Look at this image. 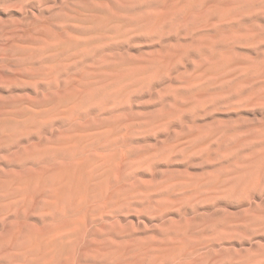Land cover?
<instances>
[{"label": "rangeland", "instance_id": "374dc122", "mask_svg": "<svg viewBox=\"0 0 264 264\" xmlns=\"http://www.w3.org/2000/svg\"><path fill=\"white\" fill-rule=\"evenodd\" d=\"M259 160L264 0H0V264H264Z\"/></svg>", "mask_w": 264, "mask_h": 264}, {"label": "bare ground", "instance_id": "6f19581e", "mask_svg": "<svg viewBox=\"0 0 264 264\" xmlns=\"http://www.w3.org/2000/svg\"><path fill=\"white\" fill-rule=\"evenodd\" d=\"M220 17L222 16L220 15ZM217 33L218 32H212L207 29L195 34L190 42L198 45L202 40L214 36ZM166 53L169 54L170 52L166 50ZM202 55L213 57V55L211 56L207 53H203ZM75 142L81 146H76L75 149L71 150L74 154V158L72 159H67L68 157L66 153L61 155V161L64 165H59L51 170L49 174V178L51 179L52 177L50 185L56 190V193L58 192L63 196H68L69 201H88L90 200L88 198L93 197L95 194L94 186L98 185L99 178L95 172L90 175L88 173V167H85L82 163L85 161L81 158V154H83L84 148L86 147L84 141L77 139ZM258 168L260 170L259 180H264V160L258 161ZM61 178H64V181H62ZM41 185H43V181H37L36 186ZM80 233L83 234L84 237H87L90 234V230H83V226H81L80 231L79 226H74L67 229L64 233L65 236L61 235L48 239L45 242V245H43L48 249L43 253L41 259H43L46 264H61L63 261L58 259V256L60 255L59 253L64 251V246L67 242H69V244L73 243ZM170 253H174V250H171Z\"/></svg>", "mask_w": 264, "mask_h": 264}]
</instances>
